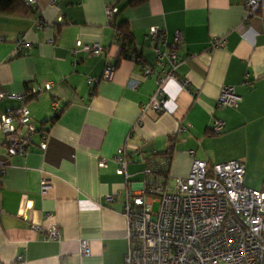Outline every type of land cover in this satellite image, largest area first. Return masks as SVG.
I'll use <instances>...</instances> for the list:
<instances>
[{"label": "crops", "instance_id": "crops-1", "mask_svg": "<svg viewBox=\"0 0 264 264\" xmlns=\"http://www.w3.org/2000/svg\"><path fill=\"white\" fill-rule=\"evenodd\" d=\"M131 1L37 0L34 9L22 0L15 12L0 13V89L23 93L29 85L54 83L26 102L38 127L26 155L8 156L0 130V264H14L20 255L22 264H126L125 193L142 189L153 157H169L166 173L172 178L189 175L194 159L238 160L246 168L244 184L264 191V15L245 23L246 0ZM110 4L118 7L112 19L105 13ZM40 18L46 26L37 29ZM125 23L134 37L127 58L122 40L115 39L117 26ZM155 27L166 32L163 52L181 35L175 69L167 59L156 64V43L149 37ZM216 37L226 43L210 53ZM22 38L30 47L18 52ZM77 41L100 43L104 53L96 57L79 48L74 55ZM107 63L115 66L113 77L91 87L88 78H102ZM150 65L156 73L147 78L143 70ZM169 72L176 79L163 84L162 110L144 112L158 76ZM130 79L138 81L137 89L128 87ZM224 85L237 89L244 108L217 107ZM21 105L6 98L0 114ZM215 119L225 123L221 134L211 130ZM239 135L245 156L225 150L215 156L213 144ZM124 146L136 153L127 176L118 174L114 160ZM44 180L50 185L45 193ZM53 226L61 241L47 240L36 228ZM81 242L89 244L88 255L81 254Z\"/></svg>", "mask_w": 264, "mask_h": 264}, {"label": "built area", "instance_id": "built-area-1", "mask_svg": "<svg viewBox=\"0 0 264 264\" xmlns=\"http://www.w3.org/2000/svg\"><path fill=\"white\" fill-rule=\"evenodd\" d=\"M23 2L34 9L37 7V0ZM245 8L244 22L248 23L251 17L259 13L264 15V0H246ZM117 12L116 5H106L105 13L109 19ZM35 25L37 29H42L46 22L40 18ZM149 37L156 43V64L161 66L167 59L175 69L180 60L178 49L183 42L181 35H176L171 50L167 52L160 49L161 45H166L165 31L155 27ZM115 39L122 40V34L116 31ZM225 43V37L214 38L210 43V53L222 49ZM29 47L23 38L16 44L18 52H25ZM79 48L96 57L104 53L100 43L83 44L77 41L72 53L77 54ZM131 58L136 59V54L132 53ZM114 72L115 66L107 63L102 78L91 77L87 82L95 87L102 79H111ZM143 72L147 78L156 73L152 65L145 67ZM167 79L176 77L173 72L158 76V90L150 103L143 107L144 112L148 108L162 110L163 84ZM180 84L188 90V81L182 80ZM53 85V82L46 81L29 85L23 93L10 94L0 89V103L6 98L22 103L15 110L0 114V130L5 136L2 146L6 148L8 156L26 155L31 150L38 127L26 102L50 90ZM138 86L137 80H129V88L137 89ZM245 105L246 100L234 86L221 87L217 100L219 109L241 110ZM53 107L57 109L58 103L55 102ZM224 127L223 120L215 119L211 130L221 134ZM42 138L40 147L45 149L46 134ZM189 153L191 156L195 154L193 150ZM135 155V152H128L125 146L116 152L114 160L118 165V174L128 175L127 167ZM169 160L167 155L153 157L144 171L146 180L142 183V189L126 190L124 216L129 241L126 264H264V191L244 184V163L230 160L209 164L194 159L189 175L172 178L166 173ZM104 164L105 161L102 162ZM49 188V182L44 180L42 192ZM120 195L121 192L108 195L106 202H114ZM155 204L158 211H154ZM36 228L47 240L61 241L58 227L47 230ZM80 252L89 254L87 242H81ZM23 260L24 257L20 255L14 264H22Z\"/></svg>", "mask_w": 264, "mask_h": 264}, {"label": "trees", "instance_id": "trees-1", "mask_svg": "<svg viewBox=\"0 0 264 264\" xmlns=\"http://www.w3.org/2000/svg\"><path fill=\"white\" fill-rule=\"evenodd\" d=\"M144 0H132L129 5H136ZM22 6V0H0V13H12L15 10ZM116 31L122 34V52L121 55L125 56L126 58L129 56V52L131 50L132 45L134 44V37L130 32L127 24H121L117 26Z\"/></svg>", "mask_w": 264, "mask_h": 264}, {"label": "rangeland", "instance_id": "rangeland-1", "mask_svg": "<svg viewBox=\"0 0 264 264\" xmlns=\"http://www.w3.org/2000/svg\"><path fill=\"white\" fill-rule=\"evenodd\" d=\"M214 140L220 139L223 137V135H215L213 136ZM242 135H239V137H230L226 141L222 142L218 140L217 144H213L211 148H213L215 152V156H221L224 153V150L228 155L236 156V157H241L245 156V153L247 154V146L244 144V146H241V141L243 138H241ZM239 141V145L237 143ZM154 211H158V205H154Z\"/></svg>", "mask_w": 264, "mask_h": 264}]
</instances>
